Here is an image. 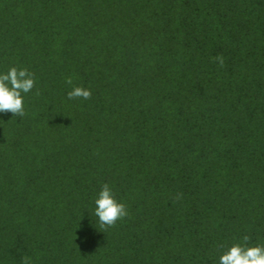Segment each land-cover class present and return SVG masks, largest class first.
<instances>
[{
  "label": "trees",
  "instance_id": "trees-1",
  "mask_svg": "<svg viewBox=\"0 0 264 264\" xmlns=\"http://www.w3.org/2000/svg\"><path fill=\"white\" fill-rule=\"evenodd\" d=\"M10 67L35 84L0 115V264L264 245V0H0ZM104 183L128 214L101 228Z\"/></svg>",
  "mask_w": 264,
  "mask_h": 264
},
{
  "label": "clouds",
  "instance_id": "clouds-1",
  "mask_svg": "<svg viewBox=\"0 0 264 264\" xmlns=\"http://www.w3.org/2000/svg\"><path fill=\"white\" fill-rule=\"evenodd\" d=\"M216 59L220 60V57ZM66 83L70 84L71 80ZM34 84L33 74L26 68L10 67L6 72H0V115L7 112L12 116H23L22 94L29 93ZM66 95L68 99L79 97L86 100L91 93L87 88L73 87ZM127 214L126 205L115 199L111 187L107 183L101 184L93 200V215L100 227H111ZM248 241L249 236L244 235L240 242L226 247L218 256L217 264H264V245L249 246Z\"/></svg>",
  "mask_w": 264,
  "mask_h": 264
}]
</instances>
